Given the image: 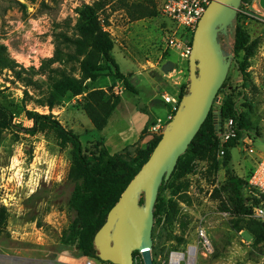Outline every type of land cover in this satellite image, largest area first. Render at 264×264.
<instances>
[{"label":"rangeland","instance_id":"rangeland-1","mask_svg":"<svg viewBox=\"0 0 264 264\" xmlns=\"http://www.w3.org/2000/svg\"><path fill=\"white\" fill-rule=\"evenodd\" d=\"M95 1L0 0V43L8 48L20 67L38 70L42 61L53 57L59 45L58 35L74 36L76 10ZM119 1L108 0L106 12L101 15L115 43L112 55L118 70L111 67L110 71L102 72L100 84L103 91L116 96L118 89H126L116 73L122 76L137 73L139 84L154 80L159 85L154 91L159 93L158 106L160 104L156 116H160L165 127L173 114L163 96L181 93L189 82V63L182 62L176 52L166 50L165 28L170 21L161 14L164 0H155L159 10L156 17L139 21H131L120 9ZM259 1L242 3L239 20L257 42L254 55L245 73L239 70L240 59L233 56L224 83L225 92L233 97L237 108L251 112L253 128L245 132L238 146L232 149L233 164L231 162L227 168L218 171L207 159L194 161L192 173L182 181V185L189 186L186 192L189 200L174 197L179 203L176 221L171 224L164 217L158 226L154 224V264H172L175 253L186 255L181 264H264V242L257 243L246 230L233 228L237 217L232 212L231 196L223 188L229 172L248 181L262 158L260 154L264 153V9ZM61 49L63 70L79 76V62L71 59L75 47L62 44ZM167 60L183 70L179 80L176 73L170 78L163 75L161 67ZM114 83L115 86H111ZM41 94L14 80L10 72L0 71V104L14 115L16 125L4 133L0 145V208L8 211V221L0 236V264H86L88 258L77 245L61 243L62 236L76 220V214L69 208L74 190L68 180L72 163L70 148L60 146L53 134L30 135L26 130L33 124L25 112L52 115L66 129L81 136L86 150H90L99 136L88 130L92 124L83 111L85 94L76 97L67 94L53 109L41 105ZM222 96L218 95L212 107L214 113L222 105ZM151 139L147 134L141 143L139 138L124 150L134 153L138 144L147 146ZM170 192H165L167 200L171 198ZM200 225L211 239V255L205 254L198 242L196 230ZM190 248L196 249L194 256L190 255ZM96 264L100 263L96 261ZM135 264H144L141 255L136 257Z\"/></svg>","mask_w":264,"mask_h":264},{"label":"trees","instance_id":"trees-1","mask_svg":"<svg viewBox=\"0 0 264 264\" xmlns=\"http://www.w3.org/2000/svg\"><path fill=\"white\" fill-rule=\"evenodd\" d=\"M245 2L246 0H243V4ZM17 4L25 9L24 5L18 2ZM243 4L234 21L232 32L228 36L221 33L218 39L228 54L240 59L239 70L245 73L248 61L254 55L257 42L253 41L245 27L240 25ZM108 5V0H96L77 9L78 17L73 27L74 36L64 33L58 35L56 42L59 45H57L53 57L42 61L38 70L33 68L26 70L20 67L10 56L8 48L0 43L1 72L8 71L14 80L22 83L24 87L41 91V105L50 109L62 102L67 94L75 97L85 94L86 101L83 111L98 133L107 127L112 114L120 103V96L110 95L109 92L96 87L102 72L110 71L111 67L118 70V65L112 55L115 43L101 19V15L106 12ZM119 6L131 21L154 18L159 12L155 0L136 2L120 0ZM62 44L75 47V53L71 59L79 62V76L74 75L71 71L63 70ZM55 65L59 66L54 67ZM116 74L117 78L124 82L125 87L131 89L126 76ZM36 77H41V79ZM188 83L182 88L179 94L180 99L187 93ZM224 88L225 85L218 93V95H223L219 111L214 113V110L211 109L208 118L188 150L179 159L171 179L161 185L154 208L155 226H158L164 217L171 224L176 221L179 203L174 200V197L179 196L182 200H189L186 193L189 186L182 185V181L192 173L194 161L207 159L218 171L227 168L232 161L231 150L238 146V141L243 134L253 128L251 112L240 111L233 97L226 93ZM26 95H28L27 91ZM25 114L33 124L26 130L30 135L39 132L53 134L60 146L70 148L72 163L68 180L74 186V190L69 201V208L76 214V220L70 230L62 236V245H77L86 258L105 264L106 262H102L97 257L94 249L95 235L105 224L110 210L117 204L128 185L151 157L161 140V131L148 133L146 128L140 136L139 143L144 140L147 134H150L152 139L148 143L149 145L138 144L134 153L123 150L111 154L103 137L95 139L90 150H86L83 147L81 136L73 130L66 129L52 115H40L33 111H26ZM14 119V115L0 104V145L3 142L4 133L16 126ZM228 119L234 120L238 129V137L224 146L225 155L223 159H219L221 149L220 134L218 133L219 122ZM249 180L245 181L229 172L223 188L231 196L234 208L232 212L237 217L233 221V228L238 231L246 230L257 243H263L264 225L249 216L254 207L260 203L256 196L247 191ZM167 190H171V198L168 200L164 197ZM219 192L220 190H216V193ZM34 197L35 195L31 198ZM31 220L34 221V217ZM7 221L8 211L5 207H1L0 236L4 232ZM139 255L138 252H135L134 259L136 260Z\"/></svg>","mask_w":264,"mask_h":264},{"label":"water","instance_id":"water-1","mask_svg":"<svg viewBox=\"0 0 264 264\" xmlns=\"http://www.w3.org/2000/svg\"><path fill=\"white\" fill-rule=\"evenodd\" d=\"M243 0H214L195 30L189 59L187 93L177 111L161 131V140L151 157L110 210L107 220L94 238L97 257L111 264H135L138 252L144 264H154V208L159 189L173 175L179 159L208 118L225 83L233 56L228 54L219 35L228 36ZM264 9V0L259 1ZM175 63L162 66L170 73ZM143 200V203H142Z\"/></svg>","mask_w":264,"mask_h":264},{"label":"built area","instance_id":"built-area-1","mask_svg":"<svg viewBox=\"0 0 264 264\" xmlns=\"http://www.w3.org/2000/svg\"><path fill=\"white\" fill-rule=\"evenodd\" d=\"M129 1L136 2L139 0ZM212 1L214 0H164L161 8V14L164 19L166 18L170 21V24L167 23L165 28L166 50L176 52L182 62L189 63L192 53V38L200 19ZM175 73L179 80L183 70H178L175 67L172 72L168 74L163 73V75L170 78ZM175 83L179 84V82ZM163 99L170 106L172 114L175 113L181 100L179 95L175 96L167 94L163 96ZM172 118L173 116H170L169 120L171 121ZM162 128L164 127L161 123V120H159L157 124L151 127L150 132H159L162 130ZM218 131L220 134L221 146L219 151V159H223L225 155L224 146L231 140L238 137V129L234 120L228 119L224 122H219ZM247 191L250 194L252 193L260 200V203L254 207L252 213L249 216L264 225V156L259 161L256 169L250 177ZM196 231L198 242L205 251V254L211 255L213 253V245L206 229L200 225ZM191 250H194V253L196 254V249L190 248V251ZM86 264H96V260L88 259Z\"/></svg>","mask_w":264,"mask_h":264},{"label":"crops","instance_id":"crops-1","mask_svg":"<svg viewBox=\"0 0 264 264\" xmlns=\"http://www.w3.org/2000/svg\"><path fill=\"white\" fill-rule=\"evenodd\" d=\"M168 61L170 60L165 61L163 65ZM125 76L131 89L125 87V91L118 89L116 92L117 96H120V103L112 114L107 127L100 133L94 129L93 125L88 128L92 134L105 139V145L111 154L122 152L135 144L142 132L146 128L150 129L160 119V116H156V110L160 106V104L158 106L157 101L159 93L157 90L154 92L159 85H156V82L151 79H148V82L139 84L137 73ZM116 81L118 84L119 81ZM97 86L99 89H104L102 84H100V79L96 83ZM111 86H115V83L111 84ZM127 90L131 91L127 92ZM263 155L264 153L260 154V157H263ZM231 162L233 164V155Z\"/></svg>","mask_w":264,"mask_h":264},{"label":"bare ground","instance_id":"bare-ground-1","mask_svg":"<svg viewBox=\"0 0 264 264\" xmlns=\"http://www.w3.org/2000/svg\"><path fill=\"white\" fill-rule=\"evenodd\" d=\"M194 250H191V253L190 255L191 256H194ZM184 258H186V255L185 254H175L173 256V259H172V264H181L182 260H184Z\"/></svg>","mask_w":264,"mask_h":264}]
</instances>
